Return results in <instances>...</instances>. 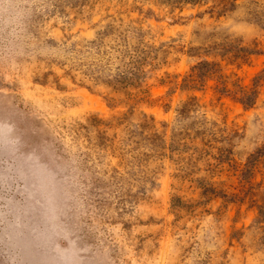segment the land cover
Here are the masks:
<instances>
[{"label": "rangeland", "instance_id": "rangeland-1", "mask_svg": "<svg viewBox=\"0 0 264 264\" xmlns=\"http://www.w3.org/2000/svg\"><path fill=\"white\" fill-rule=\"evenodd\" d=\"M264 0H0V264H264Z\"/></svg>", "mask_w": 264, "mask_h": 264}, {"label": "trees", "instance_id": "trees-1", "mask_svg": "<svg viewBox=\"0 0 264 264\" xmlns=\"http://www.w3.org/2000/svg\"><path fill=\"white\" fill-rule=\"evenodd\" d=\"M228 1V0H227ZM264 205V204H263Z\"/></svg>", "mask_w": 264, "mask_h": 264}]
</instances>
